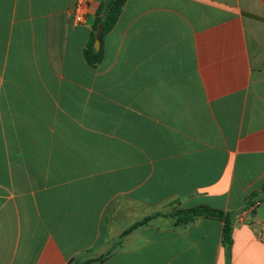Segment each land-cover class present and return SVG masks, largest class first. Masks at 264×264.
<instances>
[{
  "label": "crops",
  "instance_id": "0c3cea01",
  "mask_svg": "<svg viewBox=\"0 0 264 264\" xmlns=\"http://www.w3.org/2000/svg\"><path fill=\"white\" fill-rule=\"evenodd\" d=\"M102 1L0 0V264H264V0H126L90 67ZM196 206L228 250L211 218L121 238Z\"/></svg>",
  "mask_w": 264,
  "mask_h": 264
},
{
  "label": "trees",
  "instance_id": "16d2710c",
  "mask_svg": "<svg viewBox=\"0 0 264 264\" xmlns=\"http://www.w3.org/2000/svg\"><path fill=\"white\" fill-rule=\"evenodd\" d=\"M126 0H103L95 14L91 23V33L89 40L83 49V58L87 65L94 67L102 60V41L115 26L121 11L125 5ZM99 34V49L93 48L95 37ZM158 217L170 218L174 226L187 225L197 218H211L222 222L221 238L222 243L228 250L231 246V229L234 220V214L231 212H222L211 209L206 206H196L185 210H173L170 213H154L146 216L140 221L135 222L121 234V238L131 233L133 230L149 224L152 220ZM104 257L89 260L82 264H99L103 261Z\"/></svg>",
  "mask_w": 264,
  "mask_h": 264
},
{
  "label": "rangeland",
  "instance_id": "374dc122",
  "mask_svg": "<svg viewBox=\"0 0 264 264\" xmlns=\"http://www.w3.org/2000/svg\"><path fill=\"white\" fill-rule=\"evenodd\" d=\"M116 204H118V207H120V206H122V205H120V203H116ZM120 211H108L107 213H111V221L109 222L107 219H109V214H107L106 216H105V218H106V224H107V221L110 223V224H108V225H113V224H116V223H118V222H120V220H121V216L119 215V214H116V213H119Z\"/></svg>",
  "mask_w": 264,
  "mask_h": 264
},
{
  "label": "built area",
  "instance_id": "2783aa9c",
  "mask_svg": "<svg viewBox=\"0 0 264 264\" xmlns=\"http://www.w3.org/2000/svg\"><path fill=\"white\" fill-rule=\"evenodd\" d=\"M80 6H77L73 12V24L78 25L85 22V18L81 13H78Z\"/></svg>",
  "mask_w": 264,
  "mask_h": 264
},
{
  "label": "water",
  "instance_id": "95a60500",
  "mask_svg": "<svg viewBox=\"0 0 264 264\" xmlns=\"http://www.w3.org/2000/svg\"><path fill=\"white\" fill-rule=\"evenodd\" d=\"M93 48L95 50H98L99 49V34L98 33H97V35L95 37L94 44H93Z\"/></svg>",
  "mask_w": 264,
  "mask_h": 264
}]
</instances>
